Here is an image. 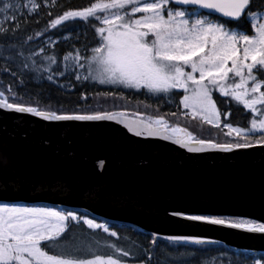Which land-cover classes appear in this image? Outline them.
I'll use <instances>...</instances> for the list:
<instances>
[{
    "label": "snow or ice",
    "instance_id": "1",
    "mask_svg": "<svg viewBox=\"0 0 264 264\" xmlns=\"http://www.w3.org/2000/svg\"><path fill=\"white\" fill-rule=\"evenodd\" d=\"M253 4L254 0H89L79 10L57 14L44 31L54 28L76 31L79 39V31L65 22H83L94 31V44L83 45V53L80 48L68 52L61 62L55 54H43L45 49L40 47L39 52H30L24 58L32 62L31 66L27 62L20 66L21 72L27 71L33 80L57 83V77H65L106 86V91L95 95L112 97L114 107H118L117 100L128 99L122 91L129 90L145 99L167 97L175 102L172 99L175 97L178 109L185 111L128 119L126 111H101L90 106L83 111L63 112L51 107L42 110L19 103L22 97L11 84L5 86L3 79H0V109L28 113L49 122H115L136 137L170 141L189 153L264 147V7ZM44 6L63 7L57 0H52L51 5L45 0ZM39 7L37 0H19V3L0 0V36H15L20 29L18 13L31 15ZM60 25L63 28H58ZM42 34L36 32L35 36ZM43 43L51 45L56 41L49 37ZM10 47L15 48V44ZM15 56L22 53L16 51ZM36 56L43 63L34 60ZM12 59L11 53L4 56L6 62ZM0 71L21 85L25 82L13 68L3 67ZM214 91L251 111L250 128L227 123L228 112L218 111ZM81 96L84 98L83 93ZM144 107L151 108V104ZM222 115L223 127L228 129L224 134L229 137L235 134L234 139L225 142L197 138L166 118L198 117L202 123L219 128ZM104 164V160L97 161L101 170ZM173 215L187 221L264 234V223L251 219L199 213ZM81 221L88 229L118 237V231L111 230L107 224L97 223L71 209L0 203V264H149L151 261L150 253L147 261H137L130 250L110 240H96L95 246L69 243L64 235L66 230L72 222ZM164 239L191 245L217 243L192 236ZM152 243L155 245V238ZM101 248L111 252L101 253ZM180 255V260H169L167 264H193L197 250L185 249ZM200 264H206L205 260L200 259ZM245 264H264V258H252Z\"/></svg>",
    "mask_w": 264,
    "mask_h": 264
},
{
    "label": "water",
    "instance_id": "2",
    "mask_svg": "<svg viewBox=\"0 0 264 264\" xmlns=\"http://www.w3.org/2000/svg\"><path fill=\"white\" fill-rule=\"evenodd\" d=\"M0 186V203L71 209L155 239L192 236L264 255V234L173 215L264 223V147L189 153L115 122H49L0 109Z\"/></svg>",
    "mask_w": 264,
    "mask_h": 264
},
{
    "label": "trees",
    "instance_id": "3",
    "mask_svg": "<svg viewBox=\"0 0 264 264\" xmlns=\"http://www.w3.org/2000/svg\"><path fill=\"white\" fill-rule=\"evenodd\" d=\"M40 4L39 9L35 10L32 15H20V29L16 32L15 36H9L7 38L0 36V68L10 67L17 72L18 75L24 78V84L21 85L18 80L10 78L7 73L0 71V79L4 80L5 86L11 84L14 90H16L22 97L18 102L25 105L38 106L39 108L47 109L49 107L63 112L83 111L89 106L92 109H99L101 111H126L127 117L137 119L143 115L145 118L147 115L164 114L168 112H182L183 110L178 109V99L173 97L175 102L170 101L168 98L157 100L155 97L151 99H145L144 96L139 94L133 95L129 90H123L122 94L128 99H120L115 103L118 107L113 106V98L108 97L105 99L103 96L97 97L96 92L106 91V86L86 83V82H73L72 79H62V82L70 81L69 88H60L53 86L49 83H45L41 79L33 80L29 77L30 73L27 71L21 72V68L17 67V61L27 62L31 66V61H27L26 58L30 52H39V44L41 41L48 36H52L56 43L44 47L45 51L43 54L52 55L55 54L58 62H61L63 54L67 53V50H73L80 48L83 53V45L94 44V31L89 28L83 22L70 21L65 22L70 28L80 29L79 39L75 37L74 31H58V29L44 31L49 20L54 19L57 14H62L64 10H79L89 4V0H57L58 4H62L63 7H45V0H37ZM48 4L51 5L52 0H47ZM253 7H264V0H254ZM26 13V12H24ZM49 13L52 15L50 16ZM63 28V25L58 26ZM36 32H42L43 34L39 37L35 36ZM33 36V39L29 40L28 37ZM68 37L65 39V37ZM61 40L67 41L66 44L70 45L63 48ZM10 44H15V48H11ZM20 51L22 58L15 56V52ZM12 54L13 59L5 61L4 56ZM34 60L40 61V57H33ZM56 68L57 65H53ZM84 94L82 98L81 94ZM213 99L216 103L218 111L224 113L228 112L227 123H230L233 127L250 128V121L252 114L250 110L243 108L242 104L232 100L231 97H223L219 92H213ZM141 101L138 103L137 101ZM144 104H151V108H145ZM257 107H260L259 105ZM157 109L159 111H157ZM170 122L175 123L179 127L185 128L188 132L192 133L197 138H202L206 141L212 142H225L235 138V134L232 137L225 135L228 130L223 127L225 123L223 115L221 116V127L214 128L211 125L202 123L199 118L193 119L192 117H166ZM256 135H260L256 133ZM86 215L88 218H92L86 213L77 212ZM94 219V218H92ZM97 223L107 224L111 230L118 231V237H108L106 233L101 230L88 229L86 225H83L82 221L77 224L72 222L69 228L66 230L68 242L77 244L80 246H86L89 243H93L96 240H110L113 241L117 246L122 247L126 250H130L136 260H148V253L151 254V261L149 264H167L169 260L178 261L181 258V253L185 249L197 250V255L194 258L193 264H200V259L205 261L211 257L224 255L222 264H245V258L239 256L235 252L228 251L224 246L218 244H204V245H191V244H174L157 241L153 245V238L148 234L139 231L133 227L127 225H118L113 223L102 222L94 219ZM126 237V239H125ZM93 246L95 244L93 243ZM171 250V251H170ZM101 253H110L111 250L108 248H101ZM199 253H205L204 257H200ZM255 256V255H254ZM222 258V256H221ZM264 258V256H259ZM123 259H130L124 257ZM135 264V262H134Z\"/></svg>",
    "mask_w": 264,
    "mask_h": 264
},
{
    "label": "bare ground",
    "instance_id": "4",
    "mask_svg": "<svg viewBox=\"0 0 264 264\" xmlns=\"http://www.w3.org/2000/svg\"><path fill=\"white\" fill-rule=\"evenodd\" d=\"M22 11L23 12H26L27 13V10H25V9H23L22 8ZM35 12V11H34ZM33 12V13H34ZM32 13V14H33ZM31 14V15H32ZM56 28H54V29H49L48 31H50V30H55ZM75 30H78L79 31V33H80V29L78 28V27H76L75 28ZM74 33H75V37L77 38V35H76V31H74ZM51 38L52 36H48V37H45L42 41H41V43L39 44V48L40 47H48L47 46V44L46 43H43L44 41H46L48 38ZM59 39H60V42H62L64 45H63V48H65L64 50H65V52H66V47H68V46H70V45H68V44H66V42L67 41H63V40H61L62 39V37H59ZM52 40H54V39H52ZM55 41V40H54ZM77 48H75V49H73V50H67V53L68 52H75V50H76ZM34 51V50H33ZM37 51V50H36ZM35 51V52H36ZM67 53H65V54H67ZM65 54H63L62 55V57H61V59L63 58V56L65 55ZM19 58L21 59L22 57L21 56H19ZM22 60H19V61H17L18 63L16 64L17 65V67L18 68H21L20 66L22 65V62H21ZM42 81H44L45 83H48L46 80H44V79H41ZM58 82L57 83H49V84H51V85H53V86H57V87H59L58 85L59 84H61V82H60V80H57ZM110 139H111V141L112 140H114L116 143H117V138H116V136H112V137H110ZM90 217H92V216H90ZM92 218H94V219H96V220H99V219H97V218H95V217H92ZM99 221H101V220H99ZM166 221V224L168 223V221L167 220H165ZM103 222V221H102ZM158 222H160V223H162V222H164V220H162V219H159L158 220ZM119 225V224H118ZM129 227H131V226H129ZM133 228H135V227H133ZM135 229H137V228H135ZM139 230V229H138ZM139 231H141V230H139ZM143 232V231H142ZM145 233V232H144ZM147 234V233H146ZM150 236V235H149ZM150 237H152V236H150ZM153 238V237H152ZM155 240H157V241H161V242H166V243H171V242H169V241H165V240H162V239H155ZM174 244H187V243H183V242H179V243H174ZM218 245H221V244H218ZM221 246H224V245H221ZM224 247H226V246H224ZM227 249H228V251H231V252H235V253H237L239 256H242L243 258H245V260H248V261H250L252 258H258L259 259V256H261V255H257L256 253H251V252H249V251H238V250H236V249H230L228 246L226 247ZM255 255V256H254ZM221 256H222V258H221ZM221 256H215V257H211V258H209V259H207L205 262H206V264H222V260L221 259H223V257H224V255H221ZM264 256V255H263Z\"/></svg>",
    "mask_w": 264,
    "mask_h": 264
},
{
    "label": "rangeland",
    "instance_id": "5",
    "mask_svg": "<svg viewBox=\"0 0 264 264\" xmlns=\"http://www.w3.org/2000/svg\"><path fill=\"white\" fill-rule=\"evenodd\" d=\"M17 2L19 3V0H17ZM23 9H25V8H23ZM25 10H27V9H25ZM47 46H49V44H47ZM58 78H60V77H57L56 79L58 80ZM238 79V78H237ZM73 81H76L74 78L72 79ZM47 81V80H46ZM48 83H51V82H49V81H47ZM58 82V81H57ZM70 83V81H67V82H65L64 83V87L63 88H68V87H70L69 84ZM176 90H173V92H175ZM181 95H182V92L180 93ZM161 95H163V94H161ZM165 98H167V97H165ZM181 110H183V109H181ZM183 111H185V110H183ZM227 129V128H226ZM228 130V129H227Z\"/></svg>",
    "mask_w": 264,
    "mask_h": 264
}]
</instances>
